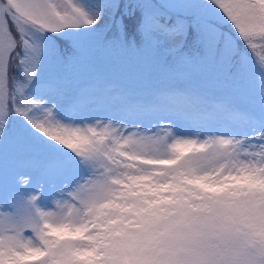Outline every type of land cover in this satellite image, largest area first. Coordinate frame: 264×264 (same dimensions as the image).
<instances>
[{"label": "snow or ice", "instance_id": "snow-or-ice-1", "mask_svg": "<svg viewBox=\"0 0 264 264\" xmlns=\"http://www.w3.org/2000/svg\"><path fill=\"white\" fill-rule=\"evenodd\" d=\"M0 264H264V0H0Z\"/></svg>", "mask_w": 264, "mask_h": 264}]
</instances>
